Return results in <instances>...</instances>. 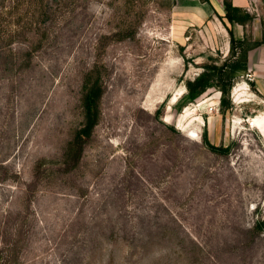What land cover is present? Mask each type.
Segmentation results:
<instances>
[{
  "label": "rangeland",
  "instance_id": "374dc122",
  "mask_svg": "<svg viewBox=\"0 0 264 264\" xmlns=\"http://www.w3.org/2000/svg\"><path fill=\"white\" fill-rule=\"evenodd\" d=\"M176 3L0 0V264H264V98L245 72L224 103L187 87L252 36Z\"/></svg>",
  "mask_w": 264,
  "mask_h": 264
},
{
  "label": "trees",
  "instance_id": "16d2710c",
  "mask_svg": "<svg viewBox=\"0 0 264 264\" xmlns=\"http://www.w3.org/2000/svg\"><path fill=\"white\" fill-rule=\"evenodd\" d=\"M222 5L224 10V18L229 23L245 24L252 18V16L245 9L233 6L230 0H223ZM228 32L230 36L229 40L231 43L229 53H232L231 55L233 56V59L224 63V69L220 68L218 70L215 68L214 70L209 71L210 67L206 66L207 70H204L198 77L194 79V81L187 82L188 93L191 97H196L199 93L203 92L209 86L215 85L214 81L216 80L219 83L216 85L219 87L222 93L221 102L224 103V97L228 93L231 85L230 81L236 75L243 74V72H245L247 68L248 49L264 42V39L261 41H254L243 38L238 42L240 51H238L236 56L234 54L235 45H233V42L235 40L233 38L232 32L230 30H228ZM226 79L227 82L224 83V80ZM82 88L83 93L81 96V108L83 113V122L75 130L74 135L71 141L69 142L66 152L64 154L65 157L63 162L68 166L74 165L80 159L84 145L90 137L94 126L98 123L100 118L99 102L101 99L103 88L97 71L94 75L90 73L85 77ZM206 138L207 137H204V143L208 145L211 149L216 151L219 150L220 152L227 151V148L209 144Z\"/></svg>",
  "mask_w": 264,
  "mask_h": 264
},
{
  "label": "crops",
  "instance_id": "0c3cea01",
  "mask_svg": "<svg viewBox=\"0 0 264 264\" xmlns=\"http://www.w3.org/2000/svg\"><path fill=\"white\" fill-rule=\"evenodd\" d=\"M223 0H177L176 4L183 5V9L188 14L185 21L190 25L198 21L205 22L209 18L224 15ZM231 4L236 7L245 9L253 15L250 23H236L235 33L242 36L245 32L250 33L253 40H262L264 36V0H230ZM218 19V17H217ZM220 20V19H218ZM221 22V21H220ZM252 73V88L257 94L264 98V42L248 49L247 51V68L245 73Z\"/></svg>",
  "mask_w": 264,
  "mask_h": 264
},
{
  "label": "built area",
  "instance_id": "2783aa9c",
  "mask_svg": "<svg viewBox=\"0 0 264 264\" xmlns=\"http://www.w3.org/2000/svg\"><path fill=\"white\" fill-rule=\"evenodd\" d=\"M245 77H246L247 81H249V82L253 80V75L249 71L247 73H245Z\"/></svg>",
  "mask_w": 264,
  "mask_h": 264
},
{
  "label": "bare ground",
  "instance_id": "6f19581e",
  "mask_svg": "<svg viewBox=\"0 0 264 264\" xmlns=\"http://www.w3.org/2000/svg\"><path fill=\"white\" fill-rule=\"evenodd\" d=\"M252 125V124H251Z\"/></svg>",
  "mask_w": 264,
  "mask_h": 264
}]
</instances>
